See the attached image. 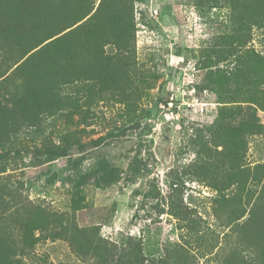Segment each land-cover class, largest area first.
Returning <instances> with one entry per match:
<instances>
[{"label": "rangeland", "instance_id": "374dc122", "mask_svg": "<svg viewBox=\"0 0 264 264\" xmlns=\"http://www.w3.org/2000/svg\"><path fill=\"white\" fill-rule=\"evenodd\" d=\"M65 66L0 134L12 264H264V0H0V101Z\"/></svg>", "mask_w": 264, "mask_h": 264}, {"label": "trees", "instance_id": "16d2710c", "mask_svg": "<svg viewBox=\"0 0 264 264\" xmlns=\"http://www.w3.org/2000/svg\"><path fill=\"white\" fill-rule=\"evenodd\" d=\"M59 71L60 70H57L56 73L48 76L40 75L39 77H34V75H32L31 78L26 74L25 84L29 90L27 94L22 97V99L13 101V103L10 101H6V103L0 101V134H5L10 138L15 134L16 129L19 126H22L26 120L35 114L34 112L58 110L62 109L64 104L69 105L68 101L63 99L62 95L58 93L57 89L64 80V76L71 77V69L69 70L68 66H65L61 69V74L58 73ZM70 107L76 110L78 109L77 105H71ZM225 124L226 123L223 125ZM242 127L244 130H247V123H243ZM242 137L243 136H241V138ZM58 154L65 155L66 149L59 150ZM5 191L10 195L12 194L14 198L18 195V193H13L11 188H7L2 184L0 186V192ZM261 220V225H264V214ZM85 231L86 230L83 232L79 231L80 238L83 237L86 240L85 246L88 249L94 248L95 250H100L101 245L98 242L90 241L84 237ZM137 245H140V242H138ZM13 252V247L7 244L3 237H0V264H12L11 259ZM132 254L133 252L130 255L132 256ZM17 263L24 264L21 261H18ZM136 264H140V262L137 261Z\"/></svg>", "mask_w": 264, "mask_h": 264}]
</instances>
